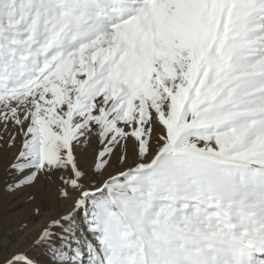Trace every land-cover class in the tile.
Instances as JSON below:
<instances>
[{"label":"snow or ice","instance_id":"snow-or-ice-1","mask_svg":"<svg viewBox=\"0 0 264 264\" xmlns=\"http://www.w3.org/2000/svg\"><path fill=\"white\" fill-rule=\"evenodd\" d=\"M3 161L0 264H264V0H0Z\"/></svg>","mask_w":264,"mask_h":264},{"label":"rangeland","instance_id":"rangeland-1","mask_svg":"<svg viewBox=\"0 0 264 264\" xmlns=\"http://www.w3.org/2000/svg\"><path fill=\"white\" fill-rule=\"evenodd\" d=\"M6 167L7 161L0 162V256L32 245L51 219L66 214L71 208V201L54 197L43 199L38 195L36 200H31L30 195L37 191L34 189L6 191L10 179ZM37 206L41 209L39 215L35 212ZM30 254L42 264L46 262L43 250L30 251Z\"/></svg>","mask_w":264,"mask_h":264}]
</instances>
